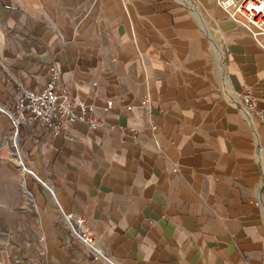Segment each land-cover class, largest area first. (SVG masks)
<instances>
[{
	"label": "crops",
	"instance_id": "crops-1",
	"mask_svg": "<svg viewBox=\"0 0 264 264\" xmlns=\"http://www.w3.org/2000/svg\"><path fill=\"white\" fill-rule=\"evenodd\" d=\"M53 66L102 127L16 137L0 113V156L13 134L43 182L23 173L33 204L16 264H264V51L216 0H0V105L41 92Z\"/></svg>",
	"mask_w": 264,
	"mask_h": 264
},
{
	"label": "built area",
	"instance_id": "built-area-1",
	"mask_svg": "<svg viewBox=\"0 0 264 264\" xmlns=\"http://www.w3.org/2000/svg\"><path fill=\"white\" fill-rule=\"evenodd\" d=\"M216 3L227 14L228 19L243 28L255 44L264 51V0H216ZM51 70L52 76L41 92L24 90L12 108H5L0 105V113L9 119L14 135L17 137L22 126L30 125H35L55 134L62 133L68 124L76 121L85 123L92 129L102 127L100 121L87 117L85 104L80 105L78 112L74 110L69 103L68 92L57 85V67L53 66ZM60 98L62 101H59ZM148 101V98H145L143 104H147ZM243 101L250 108L255 104V99L250 94L243 96ZM107 106H112V102H108ZM130 131L134 132L133 129ZM14 143L13 146L16 147V138ZM158 149L160 148L158 147ZM20 163L24 172L41 182L40 178L29 170L21 159ZM173 171L179 172V168L174 166ZM60 211L64 226L71 235L90 251L95 259L109 263V256L102 248L94 232L87 228L82 216L64 213L61 208Z\"/></svg>",
	"mask_w": 264,
	"mask_h": 264
},
{
	"label": "rangeland",
	"instance_id": "rangeland-1",
	"mask_svg": "<svg viewBox=\"0 0 264 264\" xmlns=\"http://www.w3.org/2000/svg\"><path fill=\"white\" fill-rule=\"evenodd\" d=\"M70 1L74 4L81 0ZM0 129H2L1 126ZM3 137L0 136V145ZM11 137L13 138L9 142V147L12 151V159L6 160L0 156V264H16L13 258V247L18 238L15 239L13 233L19 227L25 226L33 204L32 196L24 183L23 173L25 172L18 152L13 147L15 144L13 134Z\"/></svg>",
	"mask_w": 264,
	"mask_h": 264
}]
</instances>
